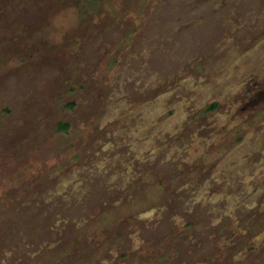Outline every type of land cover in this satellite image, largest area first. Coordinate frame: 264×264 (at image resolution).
Here are the masks:
<instances>
[{
	"label": "rangeland",
	"instance_id": "rangeland-1",
	"mask_svg": "<svg viewBox=\"0 0 264 264\" xmlns=\"http://www.w3.org/2000/svg\"><path fill=\"white\" fill-rule=\"evenodd\" d=\"M263 165L264 0H0V264H264Z\"/></svg>",
	"mask_w": 264,
	"mask_h": 264
},
{
	"label": "flooded vegetation",
	"instance_id": "flooded-vegetation-1",
	"mask_svg": "<svg viewBox=\"0 0 264 264\" xmlns=\"http://www.w3.org/2000/svg\"><path fill=\"white\" fill-rule=\"evenodd\" d=\"M213 106V105H212ZM211 106V107H212ZM210 108V107H209ZM208 108V109H209ZM212 109H214V108H212ZM244 110H246V109H244ZM240 111V113L242 112V110H239ZM243 113V112H242ZM252 114V113H251ZM258 116V114H255V115H253L252 114V116L251 117H249L250 119H253V118H255V117H257ZM264 166V165H263ZM264 168V167H263ZM262 168H260V170H261ZM263 172H264V170H263ZM263 176H264V174H263ZM197 212L199 213V214H196V215H194V217H198V216H200V215H203V210H202V207H200V208H198V210H197ZM227 217V216H226ZM262 233H264V230H262L261 231ZM234 233V232H233ZM232 233V234H233ZM245 233H247L246 231H244L243 232V234L242 233H240V235H242V236H244V234ZM236 234H239V232H237V233H235V235H232V237H236ZM253 236H251V238H252ZM168 243H170L171 241H167ZM249 243H250V241H248ZM264 242V241H263ZM263 244V243H262ZM174 246V245H173ZM173 246H171V245H169L168 247H166L165 249H163V253L162 254H165V256H167L166 257V259H170V258H172L174 255H176L177 256V252L175 251V248L173 249ZM263 246H264V244H263ZM156 248H157V246H152V249L153 250H156ZM158 249V248H157ZM173 249V250H172ZM160 251H161V249H159ZM172 250V251H171ZM248 250L250 251V249H249V247H248ZM218 257H216L214 254L212 255V257L209 259V260H207L206 262L205 261H201V262H199V264H217V261H216V259H217Z\"/></svg>",
	"mask_w": 264,
	"mask_h": 264
},
{
	"label": "trees",
	"instance_id": "trees-1",
	"mask_svg": "<svg viewBox=\"0 0 264 264\" xmlns=\"http://www.w3.org/2000/svg\"><path fill=\"white\" fill-rule=\"evenodd\" d=\"M214 108V105L212 107H210V109ZM69 128L68 124H61L59 125V129L62 131H66Z\"/></svg>",
	"mask_w": 264,
	"mask_h": 264
}]
</instances>
